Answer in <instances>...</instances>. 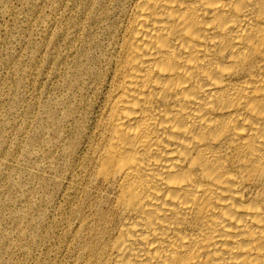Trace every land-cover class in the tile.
I'll return each mask as SVG.
<instances>
[{"label":"bare ground","instance_id":"obj_1","mask_svg":"<svg viewBox=\"0 0 264 264\" xmlns=\"http://www.w3.org/2000/svg\"><path fill=\"white\" fill-rule=\"evenodd\" d=\"M116 41L82 264H264V0H134Z\"/></svg>","mask_w":264,"mask_h":264},{"label":"rangeland","instance_id":"obj_2","mask_svg":"<svg viewBox=\"0 0 264 264\" xmlns=\"http://www.w3.org/2000/svg\"><path fill=\"white\" fill-rule=\"evenodd\" d=\"M133 1L0 0V264L88 258L90 135Z\"/></svg>","mask_w":264,"mask_h":264}]
</instances>
